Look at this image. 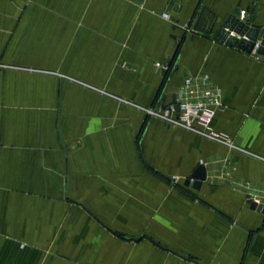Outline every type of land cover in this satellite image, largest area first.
<instances>
[{
	"label": "crops",
	"instance_id": "obj_1",
	"mask_svg": "<svg viewBox=\"0 0 264 264\" xmlns=\"http://www.w3.org/2000/svg\"><path fill=\"white\" fill-rule=\"evenodd\" d=\"M230 16L264 0H0V264H264V55ZM190 76L234 148L145 112Z\"/></svg>",
	"mask_w": 264,
	"mask_h": 264
},
{
	"label": "built area",
	"instance_id": "obj_2",
	"mask_svg": "<svg viewBox=\"0 0 264 264\" xmlns=\"http://www.w3.org/2000/svg\"><path fill=\"white\" fill-rule=\"evenodd\" d=\"M165 17L170 18L169 15ZM259 45L260 42H257L252 53L258 55ZM221 106V93L218 87L210 84L204 77L190 76L184 80L182 87L176 92V98L172 103L144 110L150 117L161 120L169 127L184 129L234 148L233 140L229 136L211 129Z\"/></svg>",
	"mask_w": 264,
	"mask_h": 264
},
{
	"label": "water",
	"instance_id": "obj_3",
	"mask_svg": "<svg viewBox=\"0 0 264 264\" xmlns=\"http://www.w3.org/2000/svg\"><path fill=\"white\" fill-rule=\"evenodd\" d=\"M174 22H177L175 17L172 18ZM215 39L221 43H225L232 47H238L239 49L245 51L246 53H252L257 42H260L259 48L257 50L258 55H264V28H254L246 24L245 22L230 16L224 23L223 27L220 29ZM178 48L175 50L174 55L167 61L166 67L162 69V76L165 78L169 67L172 65L173 59L177 53ZM167 95H164V97ZM176 98V94L173 95ZM178 109V107H177ZM207 173L205 167L202 165L197 168V170L192 175L191 179L194 180L193 188L199 189L202 183L206 180ZM190 179L187 184H190ZM250 199V198H249ZM252 209L261 211L263 210V205H260L251 199L249 200Z\"/></svg>",
	"mask_w": 264,
	"mask_h": 264
},
{
	"label": "trees",
	"instance_id": "obj_4",
	"mask_svg": "<svg viewBox=\"0 0 264 264\" xmlns=\"http://www.w3.org/2000/svg\"><path fill=\"white\" fill-rule=\"evenodd\" d=\"M173 63V62H172Z\"/></svg>",
	"mask_w": 264,
	"mask_h": 264
}]
</instances>
